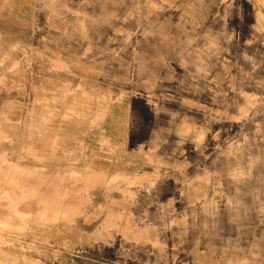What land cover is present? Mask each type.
I'll list each match as a JSON object with an SVG mask.
<instances>
[{"label":"rangeland","instance_id":"obj_1","mask_svg":"<svg viewBox=\"0 0 264 264\" xmlns=\"http://www.w3.org/2000/svg\"><path fill=\"white\" fill-rule=\"evenodd\" d=\"M194 1L0 0V264H264V15Z\"/></svg>","mask_w":264,"mask_h":264},{"label":"crops","instance_id":"obj_2","mask_svg":"<svg viewBox=\"0 0 264 264\" xmlns=\"http://www.w3.org/2000/svg\"><path fill=\"white\" fill-rule=\"evenodd\" d=\"M211 2L214 3V4H216V1L215 0H213ZM223 2H224V0H221L220 1V3H223ZM173 3L176 4V5H180V4L181 5L182 4L183 5H190V4H194V3L195 4L196 3H200V2L194 1V0H173ZM224 3H225L224 5L227 6V7L230 6V5H232V4H235V2H232V0H228V1L224 2ZM235 5H237V4H235ZM259 5H261V4L259 3ZM246 7L249 10V14H251L255 20H258L259 15H262V16L264 15V8L263 7L261 8V10H257V8L255 6V3L251 2L250 0H246V1L244 0V2L242 3V6L240 8L237 6V8H236L237 9V14H238L237 15L238 19H241V17L243 16V14H245ZM217 36L222 37L223 36V33L220 31L219 34H217ZM176 56L177 55H175V53H173V54L172 53H170V54L167 53V54H164L163 59H165L166 60V63H167V62H170L171 60H174L176 58ZM29 202H30L29 200H24L22 202V204L20 205V209L23 208Z\"/></svg>","mask_w":264,"mask_h":264}]
</instances>
